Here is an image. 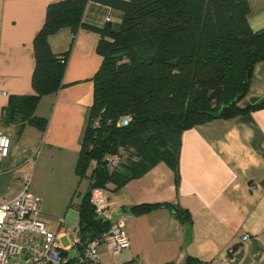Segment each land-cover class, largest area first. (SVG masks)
Listing matches in <instances>:
<instances>
[{"label": "crops", "instance_id": "0c3cea01", "mask_svg": "<svg viewBox=\"0 0 264 264\" xmlns=\"http://www.w3.org/2000/svg\"><path fill=\"white\" fill-rule=\"evenodd\" d=\"M60 1L0 0V128L11 140L10 155L0 164V203L17 197L24 177L32 175L30 191L42 200L41 219L55 233L62 231V216L78 218L72 210L80 187L76 165L93 102V78L102 64L99 36L81 28L75 35L64 29L50 37L53 54L68 52V57L63 87L43 97L34 110L47 119L45 131L29 125L19 135V125H5L3 118L11 96L34 93V40L48 6ZM247 1L251 29L263 30L264 0ZM83 22L118 29L122 12L89 1ZM263 101L264 61L255 65L239 105ZM113 189L106 193L110 219L125 224L129 248L114 256L102 244L98 264L109 259L115 264H185L188 257L203 264H264V109L186 130L177 172L159 163ZM155 203L179 206L192 219L181 220L168 209L130 212L135 205Z\"/></svg>", "mask_w": 264, "mask_h": 264}, {"label": "trees", "instance_id": "16d2710c", "mask_svg": "<svg viewBox=\"0 0 264 264\" xmlns=\"http://www.w3.org/2000/svg\"><path fill=\"white\" fill-rule=\"evenodd\" d=\"M89 1L121 11L119 28L85 24ZM249 12L247 0H64L48 6L34 40V93L11 96L3 123L18 124L19 135L29 125L45 131L47 119L34 110L43 97L63 87L68 57V52L53 54L50 37L64 29L75 35L81 28L99 36L102 64L93 78V102L76 165L79 184L89 182L77 209L80 250L93 240L103 243L114 223L97 216L94 190L107 193L114 187L116 192L159 163L177 172L186 130L264 109V101L239 105L255 65L264 61V29H251ZM121 151L120 164L110 167L108 158ZM158 209L192 219L171 203L135 205L130 212ZM185 264L203 262L188 257Z\"/></svg>", "mask_w": 264, "mask_h": 264}, {"label": "built area", "instance_id": "2783aa9c", "mask_svg": "<svg viewBox=\"0 0 264 264\" xmlns=\"http://www.w3.org/2000/svg\"><path fill=\"white\" fill-rule=\"evenodd\" d=\"M127 121L124 122L126 124ZM11 140L0 128V164L10 155ZM123 151L108 158V165L120 164ZM32 175L23 179L21 192L12 200L0 203V264H98L99 247L105 244L112 255H120L129 248V238L122 221H116L104 236L83 245L78 227H67L59 219L61 232L49 230L41 219L42 200L30 191ZM92 203L99 218H110L106 193L96 189ZM69 237L72 245L64 247L61 239ZM244 238L243 240H245ZM75 250V255L71 251Z\"/></svg>", "mask_w": 264, "mask_h": 264}, {"label": "rangeland", "instance_id": "374dc122", "mask_svg": "<svg viewBox=\"0 0 264 264\" xmlns=\"http://www.w3.org/2000/svg\"><path fill=\"white\" fill-rule=\"evenodd\" d=\"M113 25H115V24H113ZM32 181L34 182V186H35V177H34V179ZM88 188H89V182H88L87 179H84L81 182L80 187L78 188V193H77L76 198L74 200V206H73V209H72L73 211L77 210V207H78V205H79V203H80V201L82 199V196L88 191ZM62 217L65 218V221L68 224L69 228H71V230H73L76 227V224H77L76 217L70 216L69 214L68 215H64ZM52 225H53V228L57 225L56 220H53ZM61 244L64 247H69V246L72 245V242L70 241L69 237L67 236V237H64L63 239H61ZM75 253H76V251L73 249L71 251V255H75ZM102 264H115V263L111 259H109L106 262H102Z\"/></svg>", "mask_w": 264, "mask_h": 264}]
</instances>
